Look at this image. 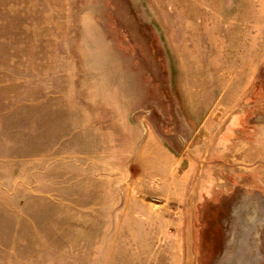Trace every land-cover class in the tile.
Segmentation results:
<instances>
[{"label": "rangeland", "instance_id": "rangeland-1", "mask_svg": "<svg viewBox=\"0 0 264 264\" xmlns=\"http://www.w3.org/2000/svg\"><path fill=\"white\" fill-rule=\"evenodd\" d=\"M0 264H264V0H0Z\"/></svg>", "mask_w": 264, "mask_h": 264}]
</instances>
